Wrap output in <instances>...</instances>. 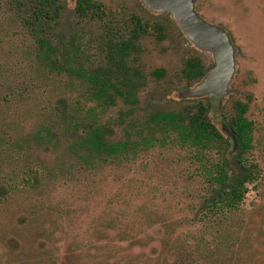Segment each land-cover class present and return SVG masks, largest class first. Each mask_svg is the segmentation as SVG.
Wrapping results in <instances>:
<instances>
[{
  "label": "rangeland",
  "instance_id": "rangeland-1",
  "mask_svg": "<svg viewBox=\"0 0 264 264\" xmlns=\"http://www.w3.org/2000/svg\"><path fill=\"white\" fill-rule=\"evenodd\" d=\"M64 1L69 10L60 22V34L69 28L76 30L92 55L86 69H94L103 61L94 40L102 23L81 21L74 13L75 0ZM94 1L103 6L109 26L128 24L138 16L151 27L160 25L164 39L150 30L129 60L141 79L136 104L116 98L114 106L100 108L91 101L87 82L77 77L71 80L66 74L60 76V83L53 81L60 84V100L78 99L86 109L96 106L109 142L124 140L129 133L137 141L150 138L145 129L150 114L180 111L199 100L205 103L207 97L212 99L214 123L230 139L223 117L234 114L236 101L249 103L247 117L256 127L252 153L264 172V0H195L197 12L224 28L236 50V70L220 109L211 96L180 98V92L192 91L202 81L188 85L183 74L185 62L196 57L209 68L214 59L189 42L171 15L152 13L140 0ZM17 59L12 54L9 60ZM160 70L162 78L154 75ZM48 99L53 105L57 96ZM27 107L30 115L20 124L31 132L41 122L40 105L32 99ZM232 152L233 148L230 155ZM134 155L138 156L133 161L92 166L80 162L70 168L73 159L64 146L57 152L36 150L27 155L28 162L0 155L1 175L19 172L29 163L43 174L33 184L15 179L16 190L0 204V264H154L167 239L162 223L187 219V209L198 196L201 183L193 176L196 165L189 154L175 145V136L165 139L163 146L157 143L140 148ZM263 202L264 182L247 197L245 207L252 210Z\"/></svg>",
  "mask_w": 264,
  "mask_h": 264
},
{
  "label": "trees",
  "instance_id": "trees-1",
  "mask_svg": "<svg viewBox=\"0 0 264 264\" xmlns=\"http://www.w3.org/2000/svg\"><path fill=\"white\" fill-rule=\"evenodd\" d=\"M68 4L64 0H0V55L5 56L0 58V155L28 162L27 155L36 150L57 152L64 146L73 159L69 168L80 162L92 166L133 161L140 148L163 146L165 139L175 136V145L196 165L193 176L201 186L185 221L162 223L167 239L154 264H264V202L252 210L245 207L247 197L264 182V172L252 153L256 127L247 117L249 103L236 101L234 114L223 117L230 139L214 123L212 99L207 97L205 103L199 100L180 111L150 114L145 121L150 138L137 141L129 133L124 140L109 142L96 106L86 109L78 99L60 100V76L86 81L91 101L100 108L114 106L116 98L136 104L141 79L129 60L150 30L163 40V28L151 27L138 16L111 27L101 4L75 0L74 13L81 21L102 23L94 40L103 61L86 69L92 55L76 30L60 34ZM12 54L20 59L9 60ZM213 66L205 68L201 59H188L183 69L188 85L200 82ZM154 75L162 78L164 72ZM54 95L57 100L52 105L48 98ZM32 99L40 105L41 122L31 133L20 123L30 115L27 105ZM1 174L0 204L10 199L18 178L33 184L43 175L31 163L19 172Z\"/></svg>",
  "mask_w": 264,
  "mask_h": 264
},
{
  "label": "water",
  "instance_id": "water-1",
  "mask_svg": "<svg viewBox=\"0 0 264 264\" xmlns=\"http://www.w3.org/2000/svg\"><path fill=\"white\" fill-rule=\"evenodd\" d=\"M152 13L169 14L189 42L198 50L213 55L214 66L192 91L180 92V98L211 96L221 108L229 95L236 70V50L227 31L206 21L196 10L195 0H140Z\"/></svg>",
  "mask_w": 264,
  "mask_h": 264
}]
</instances>
